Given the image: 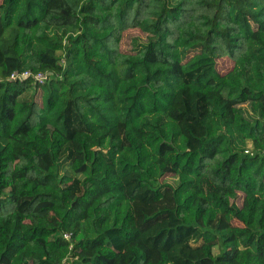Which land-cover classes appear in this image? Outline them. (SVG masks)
Listing matches in <instances>:
<instances>
[{"label":"trees","instance_id":"16d2710c","mask_svg":"<svg viewBox=\"0 0 264 264\" xmlns=\"http://www.w3.org/2000/svg\"><path fill=\"white\" fill-rule=\"evenodd\" d=\"M247 102L264 117V0H0V264H264Z\"/></svg>","mask_w":264,"mask_h":264},{"label":"rangeland","instance_id":"374dc122","mask_svg":"<svg viewBox=\"0 0 264 264\" xmlns=\"http://www.w3.org/2000/svg\"><path fill=\"white\" fill-rule=\"evenodd\" d=\"M139 21V16L134 18L131 22V27L129 32L124 38L123 46L127 45V39L128 36L131 34L137 33V25ZM211 47L213 48V57L216 59L218 69L220 70L221 73H224L228 71L231 68V63L226 60V58L222 55L221 51L214 45V43L211 44ZM253 104H257L252 102ZM262 106L261 105H255L250 107L249 109L246 108V111L244 113L245 117H260L261 119H264L262 116ZM212 189V184L207 181L206 179H201V191L206 194ZM224 202L226 203L228 209L227 212L228 214L234 215V219L231 221L230 226L233 229L239 230L243 227L242 224V210L241 208V201L239 197H235L234 195H228L224 198ZM73 216H78L73 215Z\"/></svg>","mask_w":264,"mask_h":264},{"label":"built area","instance_id":"2783aa9c","mask_svg":"<svg viewBox=\"0 0 264 264\" xmlns=\"http://www.w3.org/2000/svg\"><path fill=\"white\" fill-rule=\"evenodd\" d=\"M9 79L11 81H18V82H22V81L30 79L31 85L35 87V86L44 85L47 82V80H48V74L45 73V72L31 73V72H28V71L21 72V73L13 72L10 75ZM246 153L250 154L249 151H246ZM262 155L264 157V148L262 150ZM64 238L65 239H69V235L65 234Z\"/></svg>","mask_w":264,"mask_h":264},{"label":"crops","instance_id":"0c3cea01","mask_svg":"<svg viewBox=\"0 0 264 264\" xmlns=\"http://www.w3.org/2000/svg\"><path fill=\"white\" fill-rule=\"evenodd\" d=\"M255 105H261V104H258V103L253 104L252 102H247V103L240 104V106L238 107L246 111V108L249 109L250 107L255 106Z\"/></svg>","mask_w":264,"mask_h":264}]
</instances>
